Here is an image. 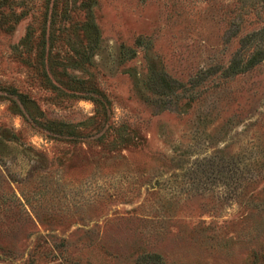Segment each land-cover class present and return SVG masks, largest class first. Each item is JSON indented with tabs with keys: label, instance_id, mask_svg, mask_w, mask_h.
Here are the masks:
<instances>
[{
	"label": "rangeland",
	"instance_id": "1",
	"mask_svg": "<svg viewBox=\"0 0 264 264\" xmlns=\"http://www.w3.org/2000/svg\"><path fill=\"white\" fill-rule=\"evenodd\" d=\"M0 264H264V0H0Z\"/></svg>",
	"mask_w": 264,
	"mask_h": 264
},
{
	"label": "trees",
	"instance_id": "2",
	"mask_svg": "<svg viewBox=\"0 0 264 264\" xmlns=\"http://www.w3.org/2000/svg\"><path fill=\"white\" fill-rule=\"evenodd\" d=\"M252 36H250L251 38ZM252 40V39H251ZM250 41V39H249ZM262 54V52H255L254 54H252V57L250 58L249 61H251L252 59H256L257 56L260 57V55ZM244 67V66H243ZM230 68L232 69L233 72H239V71H242L244 70L246 67L242 68V67H239L238 63H236L235 65L232 64V66H230Z\"/></svg>",
	"mask_w": 264,
	"mask_h": 264
}]
</instances>
